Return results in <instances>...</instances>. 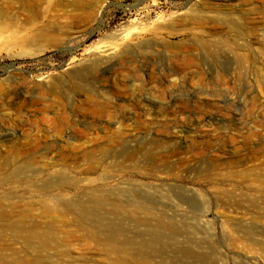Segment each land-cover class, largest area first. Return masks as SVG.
<instances>
[{
	"label": "rangeland",
	"instance_id": "1",
	"mask_svg": "<svg viewBox=\"0 0 264 264\" xmlns=\"http://www.w3.org/2000/svg\"><path fill=\"white\" fill-rule=\"evenodd\" d=\"M196 1L0 0L1 206L42 219L46 193L87 211L54 226L61 252L0 231L16 264H107L83 225L151 264H264V0L217 31L187 22ZM186 57L205 75L163 76Z\"/></svg>",
	"mask_w": 264,
	"mask_h": 264
},
{
	"label": "bare ground",
	"instance_id": "2",
	"mask_svg": "<svg viewBox=\"0 0 264 264\" xmlns=\"http://www.w3.org/2000/svg\"><path fill=\"white\" fill-rule=\"evenodd\" d=\"M225 1L226 0L196 1L185 11L184 15L187 18L186 20H188L187 22L196 20L202 24V28H208V30L217 31L223 26L228 28L236 27V25L238 26L239 19H242L245 23L247 19L250 18L248 17L250 12L255 10V7L250 9L244 8V6L247 4V0H240L238 4H228ZM22 5L24 8L29 9L30 11L32 9L30 12L31 15L36 14L33 11L34 6L31 1H26ZM174 20L179 21V18H175L166 24H157L153 29L156 32H161L164 30V28L171 31L172 28H174V22H176ZM176 33L184 35V33L181 31H177ZM25 41L29 42L30 39ZM215 43H219V41H214V44ZM195 45L209 48V46L213 44H209L208 41L201 38H194L191 40L190 44H188V47L194 48ZM110 49L111 47L106 48V50ZM240 49L243 50V45L234 46V50L236 52L238 50L243 58L246 57V54L241 52ZM177 60L174 61L173 69L163 72V76L166 77V79H179L188 76L202 77L205 75V71L203 68H201V64L194 61L193 59L186 57ZM88 68L93 69L94 66H89ZM83 69L84 68L78 69V72L82 71ZM226 74V71H223L218 75L220 77H224ZM4 136H6L5 132L0 130V140ZM128 156H134L133 152H128ZM54 186L55 185L53 184L48 185L45 189L48 190V188H52ZM42 196H44L43 199L40 200V205L43 203V205H41L42 209L36 217L42 218L44 221L42 219L30 218L28 214L23 211L18 214H12L11 211L6 207L1 206L0 200V231L7 232L9 235H11V237H13V240L19 241L23 245L24 251H43L46 249H53L56 252H61L66 246L65 242L67 238L70 237V233H66L67 235H63V233H61L63 235L62 236L56 231L54 226H57L56 224L63 225L68 222L78 223V219L82 221V218L87 214V211L82 206L76 208V205L78 204L76 201H66L63 205L60 203L55 205V203L52 202L53 204L49 205V203H47L48 194L44 193ZM93 199V201H98L97 204L99 205L106 202V198L99 194L95 195ZM42 222H46L48 225L46 227H41L40 223ZM83 228L87 236H92L102 246L103 252L106 256H108L107 264H151L148 259L145 257H138L127 245L122 243L118 235L109 233L102 236L100 235L99 230L97 231L95 228H90L86 225H83ZM21 260H24V256L21 255L19 250L11 248L8 252V250L0 248V264H16Z\"/></svg>",
	"mask_w": 264,
	"mask_h": 264
}]
</instances>
